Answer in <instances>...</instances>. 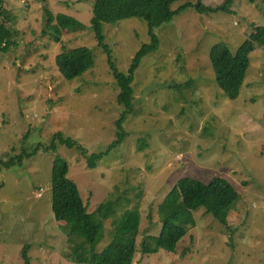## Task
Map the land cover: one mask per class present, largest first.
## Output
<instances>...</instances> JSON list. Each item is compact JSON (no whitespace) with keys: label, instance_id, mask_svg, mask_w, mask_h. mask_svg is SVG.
I'll return each instance as SVG.
<instances>
[{"label":"rangeland","instance_id":"1","mask_svg":"<svg viewBox=\"0 0 264 264\" xmlns=\"http://www.w3.org/2000/svg\"><path fill=\"white\" fill-rule=\"evenodd\" d=\"M225 2L202 0L212 8ZM0 3V24L13 34L10 46L0 49V163L15 161L9 170L0 164V264H78L66 225L52 211L57 157L68 163L69 178L88 213L109 200H134L143 193L133 264H264V45L250 55L234 100L217 85L210 61L215 43L236 54L254 27L264 26V0H238L230 11L211 15L190 7L158 28L161 49L136 72L135 109L124 124L126 137L95 169L80 152L63 146L57 154L40 152L20 163L38 145L49 147L59 132L88 155L106 152L117 139L123 108L107 53L91 26L94 0ZM48 13L73 16L85 28L56 41L52 32L44 33ZM105 35L125 74L136 52L151 40L148 23L139 18L106 25ZM78 46L93 52L95 64L68 81L56 59ZM214 178L228 181L240 194L228 224L199 208L193 212L196 226L174 253L144 254L147 236L163 229L159 207L177 182L209 184ZM111 228L109 218L98 252L111 242Z\"/></svg>","mask_w":264,"mask_h":264},{"label":"trees","instance_id":"2","mask_svg":"<svg viewBox=\"0 0 264 264\" xmlns=\"http://www.w3.org/2000/svg\"><path fill=\"white\" fill-rule=\"evenodd\" d=\"M94 0L91 26L98 45L108 56L109 67L116 85L119 88L118 104L123 111L116 122L117 139L106 152L88 155L85 150L70 137L62 133L55 134L49 147L38 145L24 157L32 159L40 152L44 154L58 153V146L69 150H77L86 159L90 169H95L100 161L105 160L118 148L126 137L124 124L134 114V81L136 72L143 61L152 54L159 52L162 41L157 29L171 23L177 15L192 7L199 14L211 15L220 11H230V7L238 0H226L218 8L205 6L202 0ZM181 3L176 9L175 4ZM1 4V3H0ZM2 12L0 13V15ZM46 28L44 33H51L56 41H60L65 32L82 31L85 25L64 13L45 15ZM139 18L148 23L150 42L133 57L128 72H121L112 55L105 35L106 25H115L120 21ZM10 30L0 24V49H7L13 42ZM6 42L4 48L2 43ZM264 45V26H255L250 39L244 40L236 54L222 42L215 43L210 50V61L219 88L232 100L239 98L240 90L250 66V55L258 46ZM57 67L61 75L68 81L73 80L94 67L93 52L87 46L66 51L57 56ZM192 82V81H191ZM190 83L185 84L189 86ZM184 85L180 86L181 89ZM18 159V158H17ZM12 169L15 161L0 163ZM69 165L57 157L53 163L52 211L58 221L66 225L67 239L71 246V256L78 264H133L136 255L137 236L140 235L142 224L143 193L136 195L134 200H109L100 205L95 212L88 213L81 198L77 185L69 178ZM240 200V194L234 185L221 178H214L209 184L192 179L177 182L173 191L159 207L163 221V229L159 235H149L143 242L144 254H157L162 250L174 253L177 244L184 238L190 228L196 226L193 212L204 208L221 223L228 224V216ZM111 218L112 240L103 251L96 247L103 239L104 221Z\"/></svg>","mask_w":264,"mask_h":264}]
</instances>
